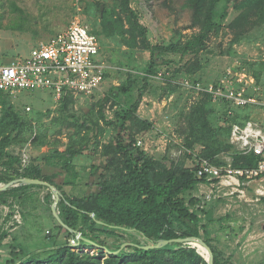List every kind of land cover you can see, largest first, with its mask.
Wrapping results in <instances>:
<instances>
[{"label": "rangeland", "instance_id": "rangeland-1", "mask_svg": "<svg viewBox=\"0 0 264 264\" xmlns=\"http://www.w3.org/2000/svg\"><path fill=\"white\" fill-rule=\"evenodd\" d=\"M110 2L118 4L121 0H80L81 10L76 5L77 0H0V65L11 64L19 58H29L32 49L39 42L47 41L66 30L76 17L91 31L98 30L101 34L99 40L103 44H100V59L113 71H110L104 84L92 96L74 97L65 114L60 111V102L51 92H22L11 99L20 112V126L12 134L13 143L6 146L5 152L20 156L21 159L28 158L29 163H33L41 160L44 155H49L54 148L65 151L68 145H76L78 148L86 145L73 161L78 173L75 185L64 184L66 179L72 178L73 171L45 168L46 175H56L55 183L72 201L87 200L98 191L109 158L103 155V150L111 152L120 132L122 120L116 117V113L122 111L121 107L103 100L111 86L122 83L128 72H143L156 47L183 43L200 31L199 26H192L194 12L190 7V0H131V8L148 30L147 39L150 45L149 49L141 45L131 49L122 38L114 39L102 32L104 29L101 16L95 9L99 4H103L101 7H108ZM239 14V11L230 8L220 32H213L207 40V49L198 54L195 51L182 54L181 50L167 55L156 52L155 55L161 59L158 60L160 70L168 69L161 65L163 60L174 61L170 67L171 72L176 69L179 72L172 83L178 86H173V93L170 94V87L166 85L169 76L166 81L156 79L155 75L151 76L137 112L139 120L127 124L126 134L134 138L136 145L151 158L160 161L161 168L170 167L179 161L184 162L186 167H192L202 158L200 155L203 147L191 146L186 134L189 108L199 95L191 93L181 85L184 79L215 81L229 67L239 64L236 67L239 68L241 63H245L248 67L252 65L260 70V82L257 83L255 79L256 84L250 92L264 99V25L251 27L246 33H242L239 29L230 27ZM139 88L135 91V99H138ZM101 101L105 104L100 105ZM213 108L215 112L210 115V122L218 129L222 127L225 109L215 105ZM90 113H93L94 118L100 119L101 127L97 130V140L91 133L88 141L84 143L80 137L88 132L86 128L79 136L74 126H66L73 122L69 118L70 114L83 119L84 115ZM245 113L264 125V108L252 107ZM145 122L150 124L149 128ZM39 133L46 135L49 144L34 145L33 140ZM220 138L227 141L223 135ZM235 154L233 147L214 159L221 165L233 166ZM2 168L0 166V170ZM23 168L21 165V168L13 169L12 172H22ZM260 183L254 181L249 186L240 187L232 195L222 194L220 197L217 192L212 193L208 184L199 185L194 193L209 203L206 207L216 205V219L231 215L229 223L216 222L210 227L212 245L229 264L264 263V197L256 193L260 185H263ZM231 191L232 188L227 187L224 193ZM47 193L45 188H33L26 194L8 197V203L0 204V227L4 226L11 235L4 244H10L15 239V243L31 253L42 251L50 245L47 235L53 234L51 229L58 222L44 201ZM209 198L211 200L208 201ZM17 211L22 217L19 224L15 218ZM10 213L13 216L8 221L7 215ZM86 252L96 254L97 250ZM6 257V253L2 251L0 264H6Z\"/></svg>", "mask_w": 264, "mask_h": 264}, {"label": "trees", "instance_id": "trees-1", "mask_svg": "<svg viewBox=\"0 0 264 264\" xmlns=\"http://www.w3.org/2000/svg\"><path fill=\"white\" fill-rule=\"evenodd\" d=\"M102 5H97L95 10L101 16L104 29L102 32L106 36L114 39L122 38L131 49L139 45L146 49L150 48L147 39L148 30L140 23L138 14L131 8V0H121L118 4L110 2L108 7H101ZM190 7L194 12L192 26L193 28L199 26V33L193 34L183 43L156 47V51H152L151 61L143 72H128L126 79L119 85L111 86L103 99L106 103L112 102L114 106L121 107L122 111L116 113V117L122 120V124L111 152L107 153L103 150V155L109 158L98 191L87 200L72 201L55 183L56 175L48 176L45 173V168L73 171L72 178L66 179L64 184L75 185L78 173L73 161L83 152L86 145L80 148L76 145H68L65 151L54 148L41 160H35L33 163L31 161L22 172H12L13 169L21 168L22 159L20 156L5 152V148L12 145V134L19 129L20 112L14 106L12 97L0 91V166L3 167L0 170V185L28 178L43 180L55 186L61 194L57 206L59 216L66 226L74 230L70 232L57 223L51 229L53 234L47 235L51 241L50 245L42 251L31 253L15 243V239L10 244H4L11 235L2 226L0 255L2 251L6 253V264H208L197 252L198 249L204 256L208 255L201 246L193 248L188 243L173 242L158 249H144L161 241L185 238L203 239L214 254V264H229L212 245L210 227L216 222L229 223L231 215L216 219L214 217L216 205H209L208 209L206 206L209 203L204 198L194 195L202 181L196 179L194 172L186 167L184 162L179 161L170 167L161 168L160 161L151 158L136 145L134 138L126 134L127 124L139 120L137 112L143 91L147 89L151 76L159 71L169 72L171 76L166 85L170 87V94L173 93V86H178L172 83L179 72L177 69L171 72L170 67L173 66L174 61L163 60L161 65L168 69L160 70L158 60L161 59L155 55L156 52L167 55L178 50H181L182 54H190L193 53L192 51L198 54L204 51L207 49L206 43L210 35L222 29L230 8L240 12L231 23V28L246 33L251 27L264 25V0H190ZM91 33L100 39L101 34L98 30H92ZM100 44H103V41ZM240 65L239 69L247 71L253 75L257 83L260 82L259 69L252 65L248 67L245 63ZM110 71L113 70H107L105 80ZM138 88V99H135L134 94ZM72 99L74 95L68 93L59 101L60 111L63 114L69 109ZM101 102L100 105L105 104ZM189 110L186 118L187 140L190 141L191 146L203 147L200 157L221 164L214 158L233 148L229 143L230 128L216 129L211 124L210 115L215 112V108L208 94H199ZM245 112L246 110L238 111L239 116L246 118ZM84 116L80 119L70 114L69 118L73 122L66 127L74 126L79 136L86 128L88 132L80 137L84 143L88 141L91 133L97 140V130L101 127L100 119L94 118L93 113ZM146 125L147 128L150 127L149 123ZM221 135L225 136L226 142L220 138ZM33 143L34 145L49 144L46 135L40 133L36 135ZM234 157L233 166L236 168H254L259 160L252 154L244 156L236 153ZM38 187L47 189L48 193L44 201L52 211L55 202L53 192L47 187L37 185H14L0 192V204L8 203V197L26 194L29 190ZM12 216L13 213L7 215V220L9 221ZM77 233L82 234L78 246L72 242L77 240ZM126 243L133 245L123 248L117 254L114 253ZM97 246L105 247L107 251L98 249ZM86 250H97V253L91 254Z\"/></svg>", "mask_w": 264, "mask_h": 264}, {"label": "built area", "instance_id": "built-area-1", "mask_svg": "<svg viewBox=\"0 0 264 264\" xmlns=\"http://www.w3.org/2000/svg\"><path fill=\"white\" fill-rule=\"evenodd\" d=\"M77 7L81 10L80 0ZM98 37L76 17L63 32L35 46L27 59H17L11 64L0 65V91L16 98L22 92H51L57 100L68 93L90 97L105 82L110 69L101 58ZM239 65V64H236ZM169 72L159 71L155 78L166 81ZM169 78V77H168ZM255 78L236 66L229 67L222 76L211 82L192 81L187 78L181 85L188 91L208 94L212 104L223 107L222 127L230 128L229 143L236 153L259 158L254 168H236L232 164H217L212 159L200 158L188 167L200 185H209L212 193L232 195L242 186L260 181L256 193L264 197V125L254 119L239 116L238 111L252 107L264 108V99L251 94ZM30 111V108H27ZM26 167L29 159H22ZM227 187L233 191L224 193ZM245 194L244 192H242ZM211 200L210 198L208 201ZM15 215L21 223L20 212Z\"/></svg>", "mask_w": 264, "mask_h": 264}, {"label": "water", "instance_id": "water-1", "mask_svg": "<svg viewBox=\"0 0 264 264\" xmlns=\"http://www.w3.org/2000/svg\"><path fill=\"white\" fill-rule=\"evenodd\" d=\"M103 9V8H102ZM14 185H18V186H22V185H37V186H43V187H47L49 188L53 194H54V198H55V202L52 205V213L54 215V217L56 218L57 222L62 225L63 227L67 228L70 232H74V230L70 229L68 226H66L64 224V222L62 221V219L59 216L58 210H57V206L59 204V201L61 199V194L60 191L53 185H51L50 183L43 181V180H39V179H17L14 180L6 185L0 186V192L2 191H6L7 189H9L10 187L14 186ZM76 239L77 240H73V244L78 246L79 245V241L82 239V234L81 233H77L76 235ZM173 242H178V243H188L189 245H191L193 248H197L196 246H201L203 247L206 251H207V256H204L203 254H201L199 252V250L197 249V252L205 258V260L208 262V264H214V254L211 250V248L205 243V241L203 239H198V238H185V239H175V240H169V241H161L158 244L152 245V246H147L144 247V249L146 250H150V249H158V248H162L167 246L170 243ZM133 245L132 243H126L124 244L120 250H118L117 252L114 253H119L123 248ZM98 249H104L107 251V249L105 247L102 246H97Z\"/></svg>", "mask_w": 264, "mask_h": 264}, {"label": "crops", "instance_id": "crops-1", "mask_svg": "<svg viewBox=\"0 0 264 264\" xmlns=\"http://www.w3.org/2000/svg\"><path fill=\"white\" fill-rule=\"evenodd\" d=\"M64 31H65V30H64ZM60 33H61V32H60ZM58 34H59V33H57L56 35H58ZM56 35H55V36H56ZM3 222H4V221H3Z\"/></svg>", "mask_w": 264, "mask_h": 264}]
</instances>
